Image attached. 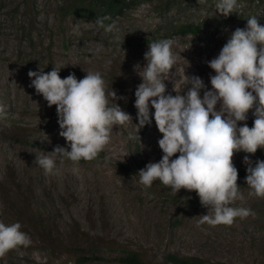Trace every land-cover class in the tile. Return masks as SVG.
I'll return each mask as SVG.
<instances>
[{"label":"rangeland","instance_id":"rangeland-1","mask_svg":"<svg viewBox=\"0 0 264 264\" xmlns=\"http://www.w3.org/2000/svg\"><path fill=\"white\" fill-rule=\"evenodd\" d=\"M216 2L134 0L99 27V17L72 9L70 0H0V221L19 222L32 241L9 251L0 264H123L121 258L130 250L151 264H176L167 262L171 253L209 264H264V198L250 196L245 181H237L245 199L232 206L250 208L255 215L215 227L198 226L208 209L195 191L181 189L174 195L159 181L148 189L139 183V170L163 155L154 118L136 136L135 90L142 79L134 66L146 63L149 43L177 42L178 77L165 81L166 94L176 95L174 86L180 90L179 76L187 64L185 75L199 76L210 90L215 72L208 61L218 56L231 33L245 28L253 15L264 26V0H238V13L227 17L217 12ZM186 23L200 24L202 30L178 32ZM54 66L61 78L100 72L109 91L112 87L123 97L116 103L132 122L113 127L110 144L98 158L61 163L53 157L56 169L46 174L36 156H52L57 145L67 144L53 132L60 130L56 106L49 107L30 86L34 78L28 72H49ZM22 84H28L29 92L19 95L16 89ZM254 118L250 110L248 119L238 123L252 127ZM245 155L264 160V149L255 155L236 153V168L246 170ZM97 170L108 173L106 183L97 174L85 180V173ZM85 256L102 259L83 262Z\"/></svg>","mask_w":264,"mask_h":264},{"label":"clouds","instance_id":"clouds-1","mask_svg":"<svg viewBox=\"0 0 264 264\" xmlns=\"http://www.w3.org/2000/svg\"><path fill=\"white\" fill-rule=\"evenodd\" d=\"M215 7L227 17L238 13L240 5L238 0H217ZM105 19L97 18L96 25L105 27ZM114 28V24L108 25L105 30L112 32ZM176 43L171 38L149 43L144 53L146 63L134 66L142 79L135 90L136 136L154 118L162 133L158 145L163 153L158 162H149L139 170V183L148 189L159 181L174 195L181 189L195 191L201 206L208 209L207 214L200 215L198 226H231L237 217L255 215L250 208L232 206L245 199L237 183L233 157L241 151L255 155L258 149H264V26L253 15L245 28L238 27L231 33L218 56L208 61L215 72L210 76V90L199 76L185 75L187 64L179 76L180 90L174 86L176 95L166 94L165 81L178 77L177 54L173 51ZM59 71L54 66L49 72H28L34 78L30 86L49 107L56 106L59 135L67 144L57 145L52 156H36L35 162L46 174L56 169L53 157H59L61 163L64 159L79 163L98 158L110 144L113 127L132 122L131 115L116 103L123 97L117 96L112 87L109 91L100 72L87 71L84 78L77 79L75 74L61 78ZM185 87L186 93L180 94ZM250 110L255 117L253 126L239 124L248 119ZM128 154L118 160L123 161ZM243 163L247 166L249 195L264 198V160L253 161L245 155ZM21 228L19 222L6 225L0 221V258L11 250L30 246L31 238Z\"/></svg>","mask_w":264,"mask_h":264},{"label":"trees","instance_id":"trees-1","mask_svg":"<svg viewBox=\"0 0 264 264\" xmlns=\"http://www.w3.org/2000/svg\"><path fill=\"white\" fill-rule=\"evenodd\" d=\"M72 2V9H77L80 12L99 18H107L122 14L126 6L134 0H70ZM105 19V20H107ZM202 26L197 23H186L177 28V31L183 34L199 33ZM84 161V160H81ZM238 169V181H245L246 170ZM98 259H102L101 256ZM93 256L83 257V262L95 259ZM123 264H151L142 259V257L134 250L128 251L127 255L121 258ZM167 262L176 264H209L201 259H192L187 256H180L176 253H171L168 256ZM166 264V263H157Z\"/></svg>","mask_w":264,"mask_h":264},{"label":"bare ground","instance_id":"bare-ground-1","mask_svg":"<svg viewBox=\"0 0 264 264\" xmlns=\"http://www.w3.org/2000/svg\"><path fill=\"white\" fill-rule=\"evenodd\" d=\"M35 90V89H34ZM21 93H25V92H29V86H28V84L26 85H21V88H19V90H17L16 89V92L20 95V92ZM53 132L57 135V136H60L59 135V132H60V130H57V129H55V130H53ZM99 172V173H98ZM85 174H87V176H86V179L85 180H88V179H90V177L91 176H94L95 174H97V176L99 177V179L101 180V183L102 184H104V183H106L107 182V180H108V178H109V175H108V173L107 172H103L102 170H97V171H89L88 173H85ZM95 177V176H94ZM98 180V179H97ZM96 180V181H97ZM90 184V183H89ZM88 184V185H89Z\"/></svg>","mask_w":264,"mask_h":264}]
</instances>
